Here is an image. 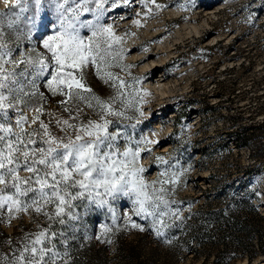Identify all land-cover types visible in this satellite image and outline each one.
<instances>
[{
  "label": "rangeland",
  "instance_id": "1",
  "mask_svg": "<svg viewBox=\"0 0 264 264\" xmlns=\"http://www.w3.org/2000/svg\"><path fill=\"white\" fill-rule=\"evenodd\" d=\"M156 3L165 7L156 9L151 5L152 12L146 16L148 9L143 0H129L128 4L121 3L106 12L102 22L112 24L115 33L124 38L122 63L134 65L126 71L119 68L112 71L130 83L134 77L141 81L135 87L140 91L139 107L145 115L138 117L129 110L128 115L138 118L140 123L134 118L123 124H136L135 129L128 128L136 139L143 136L159 141L147 145L151 152L141 153L140 163L147 169L144 180L152 183L167 179L161 176L164 171L169 174L183 171L180 182L167 197L175 201L171 207L180 210L183 225L174 234L164 228V236L157 237L151 218L135 216L131 202L121 198L114 202L119 230L103 237L110 238L112 243H108L100 260L106 264H126L123 256L132 248L135 257L131 264H264L261 254L247 260V250L252 255L248 243L238 248L226 243L228 250L222 254V241L230 238L229 232L225 228L217 230L212 224L194 232L189 216L228 203L227 196L215 203L213 198L218 190L234 193L246 186L250 201L264 217V0H156ZM5 10L0 7V13ZM87 18L91 19V14ZM134 20L140 24H134ZM0 31L13 58H18L20 52H31L36 45V39L29 38L22 18L0 17ZM46 31L50 34L51 30ZM82 34L90 33L84 30ZM151 61L158 66L144 69ZM85 76L97 95L102 98L114 95V90L94 75V69H85ZM158 80L165 85L163 92L152 88ZM41 91L48 97L47 110L67 118L68 114L57 103L61 97H53L43 88ZM144 92L149 95H143ZM36 100L38 97L32 103ZM84 112V118H95L91 110L85 108ZM53 130L58 133L54 123ZM158 156L164 157L168 164L158 163ZM129 215L145 230L132 228L130 224L125 227ZM34 216L21 214L11 225L2 223L7 239L14 232L20 237L32 232H21L18 223L27 224ZM174 218L166 217L165 223ZM84 225L73 238L78 246L101 237L98 225L94 227L97 231L85 222ZM255 239L256 233H250L253 248ZM193 248L197 250L194 252ZM8 251L3 244L0 256Z\"/></svg>",
  "mask_w": 264,
  "mask_h": 264
},
{
  "label": "snow or ice",
  "instance_id": "2",
  "mask_svg": "<svg viewBox=\"0 0 264 264\" xmlns=\"http://www.w3.org/2000/svg\"><path fill=\"white\" fill-rule=\"evenodd\" d=\"M3 3L6 10L0 17L22 18L36 45L31 52L13 58L0 31V222L11 225L21 214H35L45 223H37L36 230L26 232L18 243L10 242L11 254L0 256V264H70L69 240L85 226L80 209L84 214L106 211L115 225L114 202L121 198L131 202L135 216L151 218L157 237L164 236L162 229L169 226L165 218H180V210L171 207L175 201L167 197L183 171H164L161 176L168 178L152 183L144 180L147 169L140 163L141 153L151 152L147 145L159 141L143 136L136 139L128 131L136 124H123L134 118L140 123L128 115L129 110L138 117L145 115L135 87L141 81L134 77L130 83L112 71H126L134 65L122 63L124 38L115 33L112 24L102 22L106 12L129 0ZM143 3L148 9L146 16L152 12L151 5L165 7L156 0ZM133 23L139 25L140 21ZM46 30H51L50 34ZM84 30L90 34H82ZM88 68L94 69V75L112 88L114 95L102 98L93 91L86 82ZM41 88L61 97L57 103L67 118L47 110L48 97ZM85 108L95 118H84ZM156 161L168 164L162 156ZM168 184L173 187L166 188ZM128 224L145 230L130 215L125 227ZM112 232L109 225H101L102 238ZM102 242L111 244L112 240Z\"/></svg>",
  "mask_w": 264,
  "mask_h": 264
},
{
  "label": "trees",
  "instance_id": "3",
  "mask_svg": "<svg viewBox=\"0 0 264 264\" xmlns=\"http://www.w3.org/2000/svg\"><path fill=\"white\" fill-rule=\"evenodd\" d=\"M246 188V186H242L240 190H236L234 193H231L230 191L220 192V190H218V192H215L216 194H214L213 198L215 203H217L220 198L222 199L226 196L228 203H224L212 209H205L204 211L200 212L198 211V214L193 212L189 216L193 221L192 225H190V228L194 230V232L195 230H198L199 227L201 228L210 224H212L217 230L225 228L229 232L230 235L228 237L230 238H228V240L223 239L222 241V245H224L222 254H225L228 250L226 243H231L230 245L237 246V248L240 247L239 245L241 244L248 243L252 249V255L247 254L249 253V250H247L245 255L247 260H250L252 256H256L257 254L264 255V217L256 210L250 201V191ZM80 211L83 215V222L88 224L90 229L97 227V225L99 228H101V225L107 224L113 228V232L111 234H115L117 232V223L113 225L110 214L98 209L89 210L86 214H84L83 209H80ZM2 223L5 222H0V247L3 244H6L9 250L7 254L10 255L12 250L10 247V242L11 244H16L22 237L14 232L13 236L7 239L8 236L1 228ZM37 223L44 224V218L42 216H34L27 224L19 222L18 226L23 233L26 230L33 232L36 230ZM166 224L169 226L165 229L171 234H174L180 230L183 225L180 219L176 218L166 222ZM94 229L97 231L96 228ZM250 233H256L254 248L250 244ZM102 239L104 238L99 237L98 240L90 241L86 244H83L82 246H78V244L73 239H70L68 244V251L71 258L70 264H106L105 260H100L108 249V243L102 242ZM196 250L197 249L193 248L194 252ZM134 257V249L130 248L123 256V259L126 264H131L132 261H134Z\"/></svg>",
  "mask_w": 264,
  "mask_h": 264
},
{
  "label": "bare ground",
  "instance_id": "4",
  "mask_svg": "<svg viewBox=\"0 0 264 264\" xmlns=\"http://www.w3.org/2000/svg\"><path fill=\"white\" fill-rule=\"evenodd\" d=\"M0 7H5V5H4V3H3V0H1V5H0ZM195 32H196V29H195ZM197 33V32H196ZM164 59H162L161 61H163ZM158 65H157V62H155V61H151L150 63H148L145 67H144V69H150V68H155V67H157ZM153 90L154 91H161V92H163L162 90H164V88H165V85L163 84V83H161V81H156L155 82V84H153ZM162 94H164V93H162Z\"/></svg>",
  "mask_w": 264,
  "mask_h": 264
}]
</instances>
